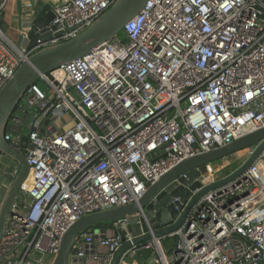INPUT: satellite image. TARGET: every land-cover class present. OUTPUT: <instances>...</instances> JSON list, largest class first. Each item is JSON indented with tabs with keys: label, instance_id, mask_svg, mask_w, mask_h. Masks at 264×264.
Masks as SVG:
<instances>
[{
	"label": "built area",
	"instance_id": "1",
	"mask_svg": "<svg viewBox=\"0 0 264 264\" xmlns=\"http://www.w3.org/2000/svg\"><path fill=\"white\" fill-rule=\"evenodd\" d=\"M114 1L60 0L51 24L69 27L61 38H70ZM122 31L30 85L17 105L4 139L29 170L0 237V264H51L80 217L137 203L183 159L264 127V0H147ZM33 49L0 29V88ZM131 215L139 235L151 236L139 245ZM131 215L84 233L66 264H110L124 242L119 264L138 248H152V264H264V153L166 235L154 236L143 208Z\"/></svg>",
	"mask_w": 264,
	"mask_h": 264
},
{
	"label": "water",
	"instance_id": "2",
	"mask_svg": "<svg viewBox=\"0 0 264 264\" xmlns=\"http://www.w3.org/2000/svg\"><path fill=\"white\" fill-rule=\"evenodd\" d=\"M147 0H115L102 14L78 34L62 39L61 36L69 27L58 30L60 25L51 24L54 14L49 3L37 0L32 6L28 22L20 25V32L11 42L5 32L8 26L3 22L4 14H0V29L7 39L18 48L31 50L38 43L46 44L33 49L16 68L14 74L0 88V157L7 156L17 164V173L7 188L0 203V237L5 233L8 217L15 212L13 205L20 193L21 185L25 181L29 165L25 155L14 150L4 139L5 131L10 121L17 118V105L30 85L46 77L52 70L62 63L80 58L89 53L96 46L111 41L141 10ZM56 39L53 43H47ZM44 127V122L40 128ZM26 145V137L22 135L21 146ZM257 145L253 153L246 157L230 173L221 178L208 182L202 179L207 173V165L226 157H233L236 153ZM264 153V127L237 138L229 144L213 150L187 157L165 172L158 181L149 185L137 203H129L102 211H97L80 217L73 222L62 235L60 245L51 264H66L68 255H76L74 244L84 233L97 230L104 231L111 222L124 218L138 211L145 210V215L153 223L154 236L161 237L175 229L186 219L192 206L206 193L219 192L226 183L233 181ZM178 198L172 202L173 198ZM155 199V201H154ZM137 216H128L129 229L134 235L133 244L139 245L151 238L149 234L139 235L140 226L136 222ZM158 222L163 225L160 227ZM142 230L145 224L141 222ZM123 234V231H120ZM130 246L124 242L114 253L110 264H119L122 253ZM156 253L152 248H138L132 255L137 264H148ZM76 263L84 264L82 257H73Z\"/></svg>",
	"mask_w": 264,
	"mask_h": 264
},
{
	"label": "crops",
	"instance_id": "3",
	"mask_svg": "<svg viewBox=\"0 0 264 264\" xmlns=\"http://www.w3.org/2000/svg\"><path fill=\"white\" fill-rule=\"evenodd\" d=\"M36 1L37 0H5V5L2 9V13L4 14L3 22L8 26L5 34L11 42H15L18 34L22 32V30L19 29L20 25L24 26L26 22H28V16L31 14L32 6ZM43 1L49 3L52 7L60 0H43ZM56 127L58 128V130L61 129V124L58 123ZM16 173H17V164L9 157L1 156L0 157V203ZM224 175H220V176L215 175L214 179L221 178ZM213 176L214 173L211 174V178ZM148 262H149L148 264H152V259H148ZM130 263L137 264V262L134 261L133 259L130 260ZM85 264H96V263L87 262Z\"/></svg>",
	"mask_w": 264,
	"mask_h": 264
},
{
	"label": "rangeland",
	"instance_id": "4",
	"mask_svg": "<svg viewBox=\"0 0 264 264\" xmlns=\"http://www.w3.org/2000/svg\"><path fill=\"white\" fill-rule=\"evenodd\" d=\"M117 35L119 37L123 38V31L121 30ZM38 81H39V84L41 86H43V81L41 79H39ZM245 158H246V151L244 149V150L236 153L231 158L226 157L224 159L215 161L214 163H212L213 164L212 168L209 169L207 172H209V174L214 173V176L212 177V179L215 177V175L216 176L224 175V174L230 172L231 170H233L235 167H237ZM204 182H206V181H204ZM171 243H172L171 238H167V239L163 240V247H164V250L166 252H168V249H169Z\"/></svg>",
	"mask_w": 264,
	"mask_h": 264
},
{
	"label": "bare ground",
	"instance_id": "5",
	"mask_svg": "<svg viewBox=\"0 0 264 264\" xmlns=\"http://www.w3.org/2000/svg\"><path fill=\"white\" fill-rule=\"evenodd\" d=\"M210 178H211V174L207 173V174H205V175L203 176L202 179H203L204 181H207V180L210 179ZM25 182H27V178H26Z\"/></svg>",
	"mask_w": 264,
	"mask_h": 264
},
{
	"label": "trees",
	"instance_id": "6",
	"mask_svg": "<svg viewBox=\"0 0 264 264\" xmlns=\"http://www.w3.org/2000/svg\"><path fill=\"white\" fill-rule=\"evenodd\" d=\"M171 244H170V247H169V249H168V251H170L171 250V248H172V246H173V243H174V240L171 238Z\"/></svg>",
	"mask_w": 264,
	"mask_h": 264
},
{
	"label": "flooded vegetation",
	"instance_id": "7",
	"mask_svg": "<svg viewBox=\"0 0 264 264\" xmlns=\"http://www.w3.org/2000/svg\"><path fill=\"white\" fill-rule=\"evenodd\" d=\"M233 170H234V169H233ZM231 171H232V170H231ZM231 171H230V172H231ZM230 172H228V173H230ZM228 173H226L225 175H227ZM225 175H224V176H225Z\"/></svg>",
	"mask_w": 264,
	"mask_h": 264
}]
</instances>
